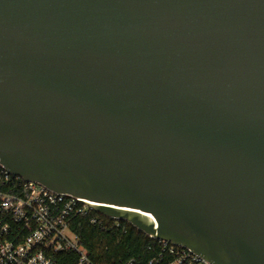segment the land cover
<instances>
[{
    "label": "water",
    "instance_id": "water-1",
    "mask_svg": "<svg viewBox=\"0 0 264 264\" xmlns=\"http://www.w3.org/2000/svg\"><path fill=\"white\" fill-rule=\"evenodd\" d=\"M0 162L264 264V0H0Z\"/></svg>",
    "mask_w": 264,
    "mask_h": 264
},
{
    "label": "built area",
    "instance_id": "built-area-1",
    "mask_svg": "<svg viewBox=\"0 0 264 264\" xmlns=\"http://www.w3.org/2000/svg\"><path fill=\"white\" fill-rule=\"evenodd\" d=\"M93 211L110 217L94 203L27 181L0 162V264H59L58 259L69 262L75 254L72 264H105L92 260L73 229L78 218L104 225ZM110 218L116 225L122 220ZM156 239L152 248L158 253L149 264H212L190 248Z\"/></svg>",
    "mask_w": 264,
    "mask_h": 264
},
{
    "label": "trees",
    "instance_id": "trees-1",
    "mask_svg": "<svg viewBox=\"0 0 264 264\" xmlns=\"http://www.w3.org/2000/svg\"><path fill=\"white\" fill-rule=\"evenodd\" d=\"M92 214L101 216L105 224L91 223L88 218H78L73 225L92 260L105 264H149L150 259L158 253V248H152L157 239L130 222L120 220V224L116 225L113 218L96 211ZM74 261L76 254L69 262L58 259L59 264H72ZM158 264H165V261Z\"/></svg>",
    "mask_w": 264,
    "mask_h": 264
},
{
    "label": "bare ground",
    "instance_id": "bare-ground-1",
    "mask_svg": "<svg viewBox=\"0 0 264 264\" xmlns=\"http://www.w3.org/2000/svg\"><path fill=\"white\" fill-rule=\"evenodd\" d=\"M145 214L148 215L151 219H153V217L150 214H147V213H145Z\"/></svg>",
    "mask_w": 264,
    "mask_h": 264
}]
</instances>
